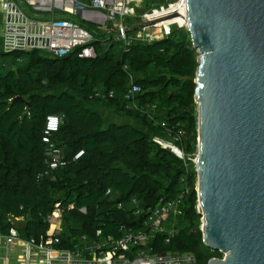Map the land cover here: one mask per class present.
<instances>
[{
  "label": "trees",
  "instance_id": "1",
  "mask_svg": "<svg viewBox=\"0 0 264 264\" xmlns=\"http://www.w3.org/2000/svg\"><path fill=\"white\" fill-rule=\"evenodd\" d=\"M152 2L145 0V8ZM106 35L96 37L92 59L80 58L78 51L63 57L37 50L7 54L0 40V58L10 57V66L0 72V234L15 228L22 239H38L48 229L45 218L60 203L75 205L63 215V245L97 229L103 236L118 237L122 228L142 227L148 209L160 197L172 199L184 178L189 194L176 222L178 232L168 245L162 244V235L154 244L161 252L192 254L193 264L222 258L202 241L194 165L154 143L147 133L171 140L182 132L177 146L185 158L197 152L198 64L188 31L182 37L174 31L159 41L126 47L106 41ZM128 75L141 89L135 109H127L123 100ZM95 92L104 96L95 97ZM98 107L137 120L139 127L105 125ZM154 109L157 115L150 119ZM48 115L61 119L52 142L68 161L54 173V180L41 176L46 169L41 136ZM79 150L82 157L72 161ZM106 190L110 196H105ZM132 198L142 210L138 217L132 214ZM118 203L121 210L116 209ZM81 207L86 215L78 212Z\"/></svg>",
  "mask_w": 264,
  "mask_h": 264
},
{
  "label": "water",
  "instance_id": "2",
  "mask_svg": "<svg viewBox=\"0 0 264 264\" xmlns=\"http://www.w3.org/2000/svg\"><path fill=\"white\" fill-rule=\"evenodd\" d=\"M185 8L198 64V215L204 245L222 255L208 264H264V0H185Z\"/></svg>",
  "mask_w": 264,
  "mask_h": 264
},
{
  "label": "built area",
  "instance_id": "3",
  "mask_svg": "<svg viewBox=\"0 0 264 264\" xmlns=\"http://www.w3.org/2000/svg\"><path fill=\"white\" fill-rule=\"evenodd\" d=\"M185 0H177L155 7H150L138 16L136 26L157 19L173 12ZM145 7V0H0V40L4 53L41 51L53 57H63L78 51L80 58L96 57L93 43L99 33L111 36L110 42H120L124 47L129 45L126 20L136 17V10ZM165 23V22H164ZM163 24V23H160ZM99 26L97 29L96 26ZM159 25V24H157ZM156 26V25H155ZM144 30V29H143ZM146 30V29H145ZM162 38L149 36L145 38L138 32L134 40L150 44ZM16 63L20 59H16ZM1 62V67H6ZM128 86L123 100L127 109H135V98L141 92L132 75H128ZM113 94L109 93V97ZM95 97L104 96L95 92ZM61 119L57 115H48L44 121L41 142L45 145V171L43 177L54 180V173L68 164L61 149L53 142L58 132ZM182 132L170 142H159L162 148L170 150L178 159L184 161L183 151L177 146ZM83 151L75 153L72 161L79 160ZM192 160L195 167V160ZM196 172V171H195ZM182 187L172 198H158L154 206L147 211L142 227L136 229L122 228L118 237L103 236L100 229L93 235H80L70 246L63 245L62 221L64 213L75 209L74 204L64 206L56 203L45 218L48 229L38 239H22L15 228L7 234H0L1 264H193L192 254H179L169 251L161 252L154 244L157 235L165 236L162 244L168 245L170 239L178 232L176 222L183 214L182 205L189 194V187L184 178L180 179ZM196 189V188H195ZM106 190L105 196H110ZM132 214H142L135 198L130 200ZM122 203L116 209H122ZM196 211H199L197 200ZM86 215L85 207L78 209ZM19 221V219H16Z\"/></svg>",
  "mask_w": 264,
  "mask_h": 264
},
{
  "label": "rangeland",
  "instance_id": "4",
  "mask_svg": "<svg viewBox=\"0 0 264 264\" xmlns=\"http://www.w3.org/2000/svg\"><path fill=\"white\" fill-rule=\"evenodd\" d=\"M151 0H147V2H150ZM176 3L177 0H154V2L151 3V7H155V6H159L162 4H166V3ZM183 5V3L181 5H179L177 8H180ZM146 10H148L147 8H139L136 10V17L135 18H129L128 21L126 22V25L128 27V29L130 30V33H132L131 35H129V37L131 38V40H129V44L136 42L134 40V37L136 36V34L138 32H141L143 34V36L145 38H148L149 36H154L155 38H162V37H168L171 35L172 32H176L177 35H180L182 37V35L187 31L186 25L185 24H180L178 22V20L176 21H168L165 22L163 24H159L156 26H152L149 28H146V30H141V31H137V32H131V29H133L134 27H136L137 22L139 21L138 16L141 15L142 13L146 12ZM96 26V25H94ZM97 29L99 28V26H96ZM111 35L107 34L105 36L106 39H108ZM10 61V57H5V58H0V62H9ZM0 72L3 73L5 72V69L1 67V63H0ZM102 116V118L105 121V125H108L109 123H116V124H122V123H128L133 127H139L138 121L137 120H130L127 118H122L121 115L119 114V112H117L116 110L113 109H108L105 107H98L95 108ZM157 115L156 110L154 109L152 112H150L148 114V117L150 119H152L154 116ZM147 131V130H145ZM150 136V139L154 142V143H158L159 142H164V143H168L171 140L169 138L166 137H162V136H153L149 131L147 132ZM197 156V152L193 155L187 157L184 159V161L189 160V159H196ZM192 164V160H189ZM194 165V164H193ZM195 170V168H194ZM201 222V219H200ZM201 228V225H200Z\"/></svg>",
  "mask_w": 264,
  "mask_h": 264
},
{
  "label": "bare ground",
  "instance_id": "5",
  "mask_svg": "<svg viewBox=\"0 0 264 264\" xmlns=\"http://www.w3.org/2000/svg\"><path fill=\"white\" fill-rule=\"evenodd\" d=\"M176 12L180 13L182 17L181 18H175V19H173L171 21L178 20V22L180 24H185L186 25V19H185V17H186V8H185V3L184 2H183V5L180 8L176 9Z\"/></svg>",
  "mask_w": 264,
  "mask_h": 264
},
{
  "label": "crops",
  "instance_id": "6",
  "mask_svg": "<svg viewBox=\"0 0 264 264\" xmlns=\"http://www.w3.org/2000/svg\"><path fill=\"white\" fill-rule=\"evenodd\" d=\"M0 18H1V16H0ZM2 51H3V49H2ZM3 52H4V51H3ZM0 63H1V62H0ZM2 63H3V62H2ZM4 63H5V62H4ZM8 63H9V62H7L6 64L8 65ZM9 66H10V65H8L7 68H8ZM2 68H4V69L6 70V67H2ZM1 254H2V253H1V250H0V256H1ZM0 264H1V262H0Z\"/></svg>",
  "mask_w": 264,
  "mask_h": 264
}]
</instances>
